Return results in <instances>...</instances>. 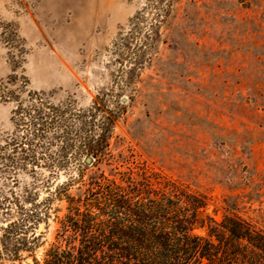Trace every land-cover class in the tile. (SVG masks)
I'll return each mask as SVG.
<instances>
[{"label": "rangeland", "instance_id": "obj_1", "mask_svg": "<svg viewBox=\"0 0 264 264\" xmlns=\"http://www.w3.org/2000/svg\"><path fill=\"white\" fill-rule=\"evenodd\" d=\"M110 123L85 171L80 144ZM130 173L264 234V0H0V240L35 245L13 262L0 243V264L43 260L59 188Z\"/></svg>", "mask_w": 264, "mask_h": 264}, {"label": "trees", "instance_id": "obj_2", "mask_svg": "<svg viewBox=\"0 0 264 264\" xmlns=\"http://www.w3.org/2000/svg\"><path fill=\"white\" fill-rule=\"evenodd\" d=\"M112 129L110 123L98 139L80 144V154L91 160L85 171L102 164ZM79 183L78 196L67 195L68 185L57 190L67 213L55 243L33 264H264V234L237 216L220 223L202 218L207 199L188 187L147 173L94 174L87 181L82 174ZM201 228L207 237L194 234ZM0 243L5 250L12 246L13 262L35 246L23 240L13 246L7 236Z\"/></svg>", "mask_w": 264, "mask_h": 264}, {"label": "water", "instance_id": "obj_3", "mask_svg": "<svg viewBox=\"0 0 264 264\" xmlns=\"http://www.w3.org/2000/svg\"><path fill=\"white\" fill-rule=\"evenodd\" d=\"M88 162H90V160H88Z\"/></svg>", "mask_w": 264, "mask_h": 264}]
</instances>
